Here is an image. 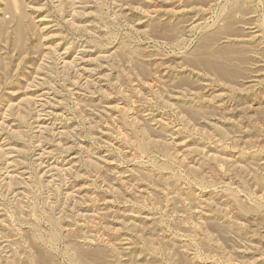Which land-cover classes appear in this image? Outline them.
<instances>
[{"label": "rangeland", "instance_id": "rangeland-1", "mask_svg": "<svg viewBox=\"0 0 264 264\" xmlns=\"http://www.w3.org/2000/svg\"><path fill=\"white\" fill-rule=\"evenodd\" d=\"M0 264H264V0H0Z\"/></svg>", "mask_w": 264, "mask_h": 264}]
</instances>
